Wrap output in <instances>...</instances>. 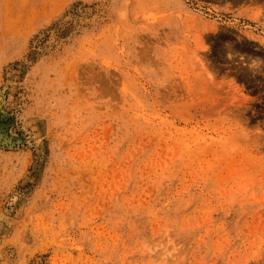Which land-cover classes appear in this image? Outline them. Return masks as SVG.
Masks as SVG:
<instances>
[{
	"label": "rangeland",
	"instance_id": "obj_1",
	"mask_svg": "<svg viewBox=\"0 0 264 264\" xmlns=\"http://www.w3.org/2000/svg\"><path fill=\"white\" fill-rule=\"evenodd\" d=\"M0 98V264H264V0H0Z\"/></svg>",
	"mask_w": 264,
	"mask_h": 264
},
{
	"label": "bare ground",
	"instance_id": "obj_2",
	"mask_svg": "<svg viewBox=\"0 0 264 264\" xmlns=\"http://www.w3.org/2000/svg\"><path fill=\"white\" fill-rule=\"evenodd\" d=\"M2 93V92H1ZM2 97V96H1ZM1 99V98H0ZM2 102V101H1ZM1 102H0V104H1ZM3 103V102H2ZM4 104V103H3ZM3 122H5V121H3ZM10 128V125H8L7 123H4V129H3V132H2V136H0V140H1V142L2 143H11V142H13V139L11 138V137H9V134H8V132H9V129ZM14 137V136H13ZM17 137V136H16ZM19 137V136H18ZM25 137V136H24ZM23 137V138H24ZM20 139H22V137H19ZM19 139V140H20ZM15 141V140H14ZM12 144V143H11ZM38 257V256H37ZM35 261V260H34ZM40 259L38 258L37 260H36V264L37 263H40ZM44 263V262H43Z\"/></svg>",
	"mask_w": 264,
	"mask_h": 264
}]
</instances>
